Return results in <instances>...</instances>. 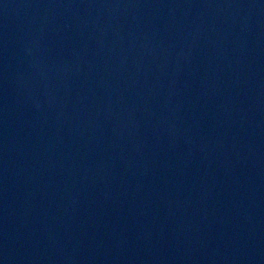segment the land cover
Returning <instances> with one entry per match:
<instances>
[{"label": "water", "instance_id": "obj_1", "mask_svg": "<svg viewBox=\"0 0 264 264\" xmlns=\"http://www.w3.org/2000/svg\"><path fill=\"white\" fill-rule=\"evenodd\" d=\"M0 264H264V0H0Z\"/></svg>", "mask_w": 264, "mask_h": 264}]
</instances>
